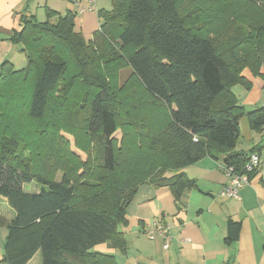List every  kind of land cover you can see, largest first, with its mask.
<instances>
[{
	"label": "trees",
	"instance_id": "obj_1",
	"mask_svg": "<svg viewBox=\"0 0 264 264\" xmlns=\"http://www.w3.org/2000/svg\"><path fill=\"white\" fill-rule=\"evenodd\" d=\"M99 18L86 41L74 13L48 9L44 22L24 16L8 39L27 65H0V205L4 200L15 212L9 220L0 209V229L7 230L0 264H28L37 253L42 264H118L97 248L127 252L120 227H127V207L142 185L168 188L179 200L196 186L185 168L212 157L222 169L243 173L258 152L238 150L240 122L247 117L251 130L264 134V106L247 109L233 88H252L245 70L264 81V0H112ZM125 70L138 88L117 87L126 102L117 105L114 90ZM143 95L150 116L136 120L131 111ZM80 97L84 131L97 143L95 165L118 175L102 191L78 189L67 173L61 181L45 175L33 158L54 148L44 142L49 131L39 128L40 143L30 147L18 125L21 116L44 122L55 103L69 120L67 105ZM121 127L140 142L118 144ZM27 185L35 187L27 192ZM240 232L241 224L230 220L226 244Z\"/></svg>",
	"mask_w": 264,
	"mask_h": 264
},
{
	"label": "crops",
	"instance_id": "obj_2",
	"mask_svg": "<svg viewBox=\"0 0 264 264\" xmlns=\"http://www.w3.org/2000/svg\"><path fill=\"white\" fill-rule=\"evenodd\" d=\"M43 1L0 0V65L5 61L12 62L15 67L17 63L25 65V59L16 58L17 52L21 56L25 54L21 53L18 45L8 40L16 30L21 29L24 16L37 17L40 11L47 13L48 9L61 16L71 12L76 18L79 13L96 12L100 27L99 12L112 9V0H69L72 5L61 13L56 9L59 5L57 0ZM82 9L85 11L81 12ZM244 76L252 83V88H233L241 104L247 109L264 106V81L248 70H245ZM240 130L242 137L257 141L250 149H257L260 168L251 183L240 190L239 199L222 196L228 179L220 168L221 159L212 157H206L181 171L194 180L196 186L185 190L179 200L168 188L142 185L127 207L128 225L121 231L127 239L128 250L121 255L132 254L137 264H264V145L260 144L264 139L255 136L247 117L241 119ZM238 150L250 152L242 147ZM0 209L7 219L15 217V212L5 201L1 202ZM230 220L241 224V232L239 240L228 245L225 238ZM157 224L170 227L168 249L164 247L163 237L157 235L150 238L148 235ZM5 236L0 231V261L4 257ZM97 249L104 253L112 252L107 245Z\"/></svg>",
	"mask_w": 264,
	"mask_h": 264
},
{
	"label": "rangeland",
	"instance_id": "obj_3",
	"mask_svg": "<svg viewBox=\"0 0 264 264\" xmlns=\"http://www.w3.org/2000/svg\"><path fill=\"white\" fill-rule=\"evenodd\" d=\"M53 1V0H52ZM45 2V0L43 1ZM58 4L56 6V9L60 11L61 13L66 12V7L68 5H72V2L69 0H57ZM84 3H80V5ZM110 6V5H109ZM83 7V6H81ZM110 8V7H109ZM46 11L42 10L37 14V19L39 21L44 22V19L46 17ZM76 31L80 33L86 41H89L93 37V33L96 29L99 28L98 23V17L96 12H88L85 15H81L79 13V16L76 18ZM19 50V49H18ZM19 52H17L16 58L25 59V65H21V63L16 64L17 69L24 68L23 66L27 65L26 56H21ZM24 57V58H22ZM73 70L69 72V75L66 79L67 83L71 80V77L73 76ZM130 71L125 70L120 73L118 85L116 86L114 90V96L116 98L117 105L118 103H126L124 102V97L121 94L117 95V87L120 89L124 85H127V88L125 89L126 92L134 93L137 90L138 85L136 82L132 79H130ZM70 83H67L65 86V90L68 88ZM118 93H121L118 91ZM144 96V95H143ZM139 96L137 97V99ZM135 98V100H137ZM149 99L144 96V99L141 103H139L140 108L138 110H132L131 114L136 120L142 119V116L146 114L147 116H150V106H149ZM60 102L66 103L63 100H60ZM68 109L70 112L69 114V120H65L63 118L62 111L59 110L58 106H56V103L50 108L47 118L42 123L34 122L27 117L21 116L20 118L17 117L18 125L21 128V135H22V142H24L25 145L33 147L34 145H39L40 143V136L37 135L36 131L39 128H45L49 131V135L47 137H50L49 141L44 140L46 143H50V145L54 146V148L50 149L49 153H44V151H41L42 147L40 145L39 151L41 156H38L37 159L33 160L37 162L38 169L43 171V173L47 176H52L56 181H61L64 174L67 173L71 178H76L78 181L79 188H82L86 185L85 190H88L89 187H92L95 191H102V189L105 187V185L109 184L111 186L115 180L117 179V174L109 175L108 173H105L99 169L97 165H95L96 159V146L97 143L95 142V145L93 144V141L90 142L87 134L84 131V126L81 121L83 118L82 112L86 108V105H84L83 98L80 97L76 99L75 101H70L68 103ZM126 112V111H125ZM125 112H123L122 117H125ZM67 125L69 127H67ZM258 138L264 139V134H255ZM117 142L118 144H124L126 143H133V145H137L138 142H140V136L136 135L131 129L126 128H120V130L117 133ZM87 139V140H86ZM145 141V139H144ZM143 142V141H141ZM257 144L255 142H252L250 138H244L241 136L240 141V148L242 147L245 151H250L251 147ZM260 144L264 145V141H261ZM264 166V162L262 164ZM57 167V168H56ZM61 167V168H60ZM86 167L89 171V175L86 177L85 172L83 168ZM88 167V168H87ZM29 187H35V185H27L25 190L30 192ZM87 193V191H85ZM92 194V193H87ZM92 196V195H91ZM4 202V200H3ZM124 227H120V230H123ZM3 231L6 236L4 238V243L6 244V238H7V232L6 230H0ZM3 243V244H4ZM112 250V249H111ZM113 255H115L116 262L119 264H137L135 263V259L132 257L133 255L130 254V256L121 255L120 252L117 250H112L111 252ZM129 257V258H127ZM30 264H42L41 261V254L37 253V255L32 259V262Z\"/></svg>",
	"mask_w": 264,
	"mask_h": 264
},
{
	"label": "built area",
	"instance_id": "obj_4",
	"mask_svg": "<svg viewBox=\"0 0 264 264\" xmlns=\"http://www.w3.org/2000/svg\"><path fill=\"white\" fill-rule=\"evenodd\" d=\"M85 9H82L81 12H84ZM225 176L228 179L227 184L223 188L222 196L230 198V199H239L240 190L249 185L252 181L250 174L260 168V158L257 155H252L250 157L249 162L245 167V171L243 173L236 172L234 168L231 169H222ZM170 227L167 225L157 224L152 231L148 233L150 238H155L157 235L161 236L165 240V249L169 248L171 236H170Z\"/></svg>",
	"mask_w": 264,
	"mask_h": 264
}]
</instances>
